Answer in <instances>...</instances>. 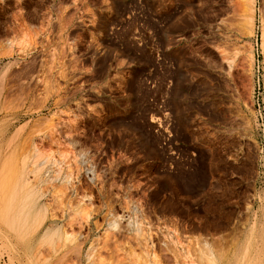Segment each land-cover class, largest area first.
<instances>
[{
	"label": "rangeland",
	"instance_id": "rangeland-1",
	"mask_svg": "<svg viewBox=\"0 0 264 264\" xmlns=\"http://www.w3.org/2000/svg\"><path fill=\"white\" fill-rule=\"evenodd\" d=\"M263 35L264 0H0V264H264Z\"/></svg>",
	"mask_w": 264,
	"mask_h": 264
},
{
	"label": "bare ground",
	"instance_id": "bare-ground-1",
	"mask_svg": "<svg viewBox=\"0 0 264 264\" xmlns=\"http://www.w3.org/2000/svg\"><path fill=\"white\" fill-rule=\"evenodd\" d=\"M24 199H27V198H24ZM32 214H33V204L32 202L28 200L23 201L21 204L19 203L17 204L16 201L11 199L9 200V202L6 203L4 209L2 210L0 209V219L3 220L9 226H13V227L15 226V228L18 229L19 231H21L23 229V226L26 225L27 222L31 220ZM255 215L256 216H253V214L251 215L253 216V219L255 218V221L253 225L254 228H252V230L250 231V234L253 235L254 237L258 235L257 229H259L258 225L260 221L259 215L258 214H255Z\"/></svg>",
	"mask_w": 264,
	"mask_h": 264
}]
</instances>
